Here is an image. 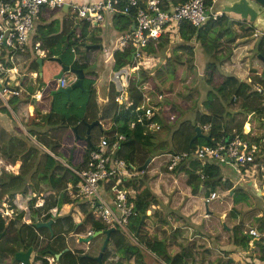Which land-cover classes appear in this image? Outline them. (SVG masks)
<instances>
[{
  "label": "trees",
  "instance_id": "trees-1",
  "mask_svg": "<svg viewBox=\"0 0 264 264\" xmlns=\"http://www.w3.org/2000/svg\"><path fill=\"white\" fill-rule=\"evenodd\" d=\"M173 4L184 3L187 0H171ZM205 4L207 7L213 5V0H205ZM48 11H56V10H48ZM127 17L129 20V24H131L132 17L127 14H118L113 16L114 19L122 20L121 18ZM245 20H242L243 22ZM233 23L239 24L240 22L235 20L234 18H230L226 14H222L218 16L216 19H209L205 24L200 27H194L187 22H183L177 29L176 35L180 38L181 43L174 47L172 51L182 50L190 57H193L194 52L193 48L190 44L191 41H195L199 43V45L203 49V53L205 54V60L203 69H202V79L203 83L206 86L207 93L206 99L207 102L205 108V112H196V119L192 121H188L186 124H178V127L173 129L172 125H169L168 119L170 117L173 118L176 114L181 113L180 107L172 108L171 104L166 101V97L161 101L157 100V98L153 95L152 89H144L143 84L148 81V78L151 76H140L139 80H130L128 88H127V98L123 104H118L114 102V108L112 115L110 116L112 121V127L106 132L107 139L109 143L113 142L115 139V134H123L125 139L119 144L118 149L115 151V156L123 158L127 162L135 165L141 166L148 157H151V161L155 159L162 158L161 154L166 153H178V152H190L192 151L196 145H212L215 144L222 136L224 135H234L235 133L239 134L242 137H245L243 134V124L246 116L248 114H257L262 115L264 117V106H262L261 100L263 96H260L256 90H251V94H248L246 89L250 88V84L245 82H240L238 80H234L235 78L232 76H228L221 70V63L224 59L228 58L229 50L224 52L222 51L219 46L217 45V41L225 36L227 39L228 45H230L233 41V36L228 38L226 34L232 33ZM87 26L90 24L85 23ZM85 26V27H87ZM91 26V25H90ZM220 28L219 33L215 34L213 37L214 32L212 31L214 28ZM132 28V27H130ZM120 30L125 29V27L119 28ZM86 32V30H85ZM86 34V33H85ZM44 35V34H43ZM82 38L85 35H81ZM91 41L93 43H98V40L94 35L91 36ZM162 38V37H161ZM51 44L44 45L47 48L46 57H59L62 63L66 65H71L74 68H79L82 70H86L87 66L80 63L79 60H76V55L73 53L72 49H74L77 53L78 47L81 45L79 42V38H75L72 41H66V45L63 42H60V39H52L50 40ZM169 43L168 38L165 40L161 39L157 42L155 46L153 44L148 45L146 48L147 53H159L161 50L166 48ZM226 42V43H227ZM264 43V36L257 40L256 49L259 55L264 57V53L262 50V44ZM166 49L163 50V53ZM162 52V51H161ZM166 54V53H165ZM175 57V55H173ZM35 60L33 61L34 66H38L37 63V56H35ZM170 56H167L165 60L169 59ZM80 59V58H79ZM44 61V60H43ZM191 62H187V68L191 67ZM45 64L49 66H57L60 67V64L55 61H44ZM132 51L130 48L124 49L122 51H115L114 52V64L113 70L119 71L122 67L126 65H132ZM173 64H180L182 63L178 59H173ZM61 69V67H60ZM59 69V70H60ZM58 70V71H59ZM57 71V72H58ZM157 71L156 73H158ZM172 74L175 72V65L172 69ZM54 75V74H53ZM91 73L88 71L85 72V77L82 81L83 89H76L75 93L71 95L70 99L66 100L67 102L59 112L61 116L60 123L64 126V134L62 135L59 142H47L45 146H47L48 150L53 153V155L58 157H66L67 164L77 168L80 165L84 164L88 158L89 152L94 149L97 145H94L93 140L90 139L86 141V125L82 122L84 119V113L87 109L88 99L92 92V79L87 78ZM53 77V76H52ZM55 87L54 79L51 80L46 89L43 91L42 99L49 100L50 92ZM157 94L161 96L162 93L160 88L156 90ZM227 93L235 94L236 96L233 97L234 100H230L229 103H226L227 109H230V106L236 107L237 105L240 109L244 111V120L237 125V127H230L227 128V134L223 127H225L224 117L225 114L222 111L224 109V102L222 101L224 95ZM149 95L152 96V104L153 105H160V108L157 110H153V118L152 121L157 123L159 127L166 128L169 132V135L166 136V147L159 146L158 148L153 143V136L155 132L150 131L143 122H140L138 116L142 113L141 109L137 107L142 102L144 96ZM251 95H255L251 99ZM59 96H63L61 94H57L54 96V100H49V104H43L44 108L49 109V114L52 115L54 111V106L57 104V100ZM64 97V96H63ZM264 99V97H263ZM159 101V102H158ZM263 101V100H262ZM170 106L171 109L167 108ZM65 108V109H64ZM137 110L135 112L134 110ZM0 110L4 111L10 119H12L8 110L3 106L0 100ZM169 111V112H168ZM227 112V110H226ZM229 113V112H228ZM48 116H46L47 118ZM106 118V115L102 113L98 116V120L100 124L102 120ZM145 121V119L143 120ZM175 121V120H174ZM173 122V121H172ZM171 122V123H172ZM204 124H209V134H210V141H206L203 138H197L191 142L192 137L195 135V126L199 125L202 126ZM77 127V132L73 131V127ZM62 128V127H61ZM97 128V127H94ZM233 129V133L232 132ZM102 129V128H101ZM34 130H31L33 132ZM103 131V130H102ZM91 133V131H90ZM35 136L37 142H42L39 139L38 135L32 134ZM91 137V134H90ZM198 140L202 141L201 144H198ZM261 138H252L253 142L259 143ZM18 149L17 154L21 155L22 164L19 168L18 172V179H22L26 182L27 178H34V182L29 185V189L32 192H38L41 190V183L46 181L48 183L49 191H53L54 195L51 194L50 198L45 197L44 204L42 205V209L44 211H49L56 206H61L64 203H73L70 202L68 196L64 194L62 191L64 184L67 180V176L65 172L62 174H56L54 169L62 168V165L49 153L44 152L39 147L32 145L28 146L24 141H19L17 143ZM23 145V146H22ZM11 154H14V151H10ZM62 154L64 156H62ZM260 156H264L262 150L260 149L256 160ZM15 158H13V161ZM150 164V163H149ZM220 164H214L209 162L204 165L202 168L205 178L204 183L206 187L209 189L205 196L207 197L211 192H216L217 197L213 200H218L220 192L217 190L218 187L221 185L222 178L220 175ZM199 167L197 161H191L189 166H178L174 169V172L179 171L180 169L186 171L188 174L187 184L190 189L188 194L196 195V190L198 188L199 177L196 174V171ZM35 168L34 173L32 169ZM147 170V168H146ZM146 170L143 171L140 177L130 180L127 184L130 186L131 190L133 191V202H134V210L136 215L130 218L129 224L131 231L136 235V240L138 244L128 241L119 230H115L109 236V240L107 243L106 248L103 251L101 262H96L89 257H95L99 254L101 250V246L105 239V234L101 233L94 237V239L100 237V245L98 244L95 249L94 243L91 244L89 242V248L86 252H83L84 257L82 258L85 262L89 264H104L108 261L111 255H117L119 258H125L129 263V259H133L132 264H161V262L165 264H202V261L196 262H188L186 259L189 258L188 253L186 252L187 247L189 244L187 243L189 238L187 233L185 232V228L179 230H175L176 232L173 234V225L177 224V222L184 223L189 219L182 215L179 210L173 208V196H178V203L177 205H186L188 201V194L184 197V191L189 188L188 186L182 187L179 189L177 184L173 186V193L167 192V188H161L160 180H162V174L159 175L155 174L156 176H149L146 174ZM68 171V170H67ZM148 172V171H147ZM1 173H5L6 177H9L10 173L1 169ZM38 175V176H36ZM153 179V184L149 182ZM17 179V178H15ZM157 179H160L159 182ZM174 180V177L172 178ZM178 180V178H177ZM190 180V181H189ZM196 183V184H194ZM183 191V192H182ZM21 192V191H20ZM219 193V194H218ZM183 196V197H182ZM204 196V197H205ZM224 199L228 198V194H224ZM205 197V198H206ZM30 198V197H29ZM232 206L229 211V215L226 219V224H230V220L235 223L233 226V240L234 243L238 245L246 246L249 238L247 236L248 231L251 229L249 225L245 228V233H242L240 230V236L238 239L235 238L237 235L234 231L239 229V224H241L245 217H252L256 218L255 212H260L259 208L256 205L257 200H255V194L244 190L240 186H236L234 188V193L232 195ZM35 198L30 199L31 206L33 205ZM205 200V199H204ZM29 201V200H28ZM165 201L167 203H165ZM254 201L255 205L251 206L250 203ZM159 205L161 210H157L154 212L153 215L147 214L150 206ZM258 209V210H257ZM39 210V209H37ZM37 210H33V214L37 212ZM262 211V210H261ZM240 214V218L236 215ZM23 213L18 214V219L22 217ZM51 215H53L51 213ZM94 214L90 212L80 224L74 223L72 221V227L69 229H73L76 233L79 234V230L82 228L83 231L85 229L84 225L92 224L94 231H103L104 226L98 221L94 219ZM156 216L154 219L153 216ZM263 215V212H262ZM56 217V216H55ZM61 219L65 223L67 220H71L70 215H59ZM143 220L140 224L139 230L137 231V227L140 223L141 218ZM50 218V214L44 218V220ZM153 218V219H152ZM173 218L176 220L173 221ZM34 221V220H32ZM54 222V220H53ZM53 224V223H52ZM24 225H28L25 224ZM67 225V223H66ZM18 228L15 227V222L10 220L7 224L4 223L3 219L0 216V233H3L1 236L4 238L5 236L9 235L15 242L16 245L11 244V238H7L4 242L0 243V255L3 257L10 258L13 254L19 250L28 249L29 246H35L36 237L32 238L27 236L26 238L22 235L18 234ZM68 225L64 227L67 229ZM222 228V227H221ZM225 231L224 229H222ZM52 231V226H51ZM72 233V232H70ZM68 233V235H70ZM17 234L16 240L14 235ZM170 235V236H169ZM228 235V233H227ZM173 242L176 246L175 254H173ZM67 244L64 247H67ZM190 244L194 245L195 240H192ZM141 245V246H140ZM73 244H69L63 254V256L59 257L57 260L58 264H75V254L71 251L73 250ZM63 247V248H64ZM62 248V249H63ZM185 248V252L183 251ZM61 249V250H62ZM60 250V251H61ZM92 250H95L92 252ZM39 254L41 257L52 255L51 252L58 253L59 251L55 250L50 243L42 246L39 250ZM182 251V252H179ZM88 256V257H87ZM80 259V257H77ZM11 259V258H10ZM193 259V257H192ZM161 261V262H160ZM195 261V260H194ZM17 263L14 259H11V263ZM231 261H227L225 264H230ZM39 264H48L45 259H42ZM114 264H121L120 262Z\"/></svg>",
  "mask_w": 264,
  "mask_h": 264
},
{
  "label": "crops",
  "instance_id": "crops-1",
  "mask_svg": "<svg viewBox=\"0 0 264 264\" xmlns=\"http://www.w3.org/2000/svg\"><path fill=\"white\" fill-rule=\"evenodd\" d=\"M93 1L96 0H79L78 2L87 3ZM121 19L122 20H113V17L106 16L104 22L97 25L87 26L77 18H74L70 14V12L64 8L56 11H48L47 9H44L42 11L38 19H36L35 27L31 34L27 51L21 55V65L23 67V71L26 74L21 79L20 85L26 90L28 94L23 93L19 97H11L8 106L2 103L10 113L12 119H10L4 111L0 110V157L4 162L14 164L15 167L18 168L19 172L22 160L21 155L17 154V143L19 141H24L28 146L37 144L36 146H38L44 152L52 155L60 165H64L65 163L67 164L66 158L53 155V153L48 150L47 146H45L47 142H59L62 135L64 134V125L60 123L61 116L59 115V112L63 107L62 104H64V100H67L66 96L62 93H55L52 95L50 92L49 100L51 101L54 100V96H56L57 94H61L64 97L59 96V105L56 104L54 106L52 115L49 114V109L42 106L43 104H49V100L42 99L43 91L44 89H46L48 83L53 80V74H55L60 69V67L58 68L57 66H49L48 64L44 63L45 60L47 62L49 61V57H46V47H48V44H51L50 40L52 39H60V42H63L66 45V41H72L75 38H79V42L81 45L78 47L77 53L74 49H72V52L75 53L76 60H79L80 63L87 66L86 70L83 71L84 73L86 71L91 73V75H89L87 78L92 79L93 83L92 92L88 99L87 109L84 113L83 120L92 122L93 120H97L98 116L104 113L106 115V118L102 120V129L99 130L98 127L93 128L90 133V139L93 140L94 145H97L102 137H107L105 134L112 127L110 116L112 115L114 108L113 99L117 94V91L122 90L126 80V75L120 77V73L123 72V68L125 69L127 65L125 67H122L119 71L113 70L114 52L116 50L122 51L117 49V39L121 36L122 33L131 29L130 27H132L133 24L132 21L131 24H129V20L127 19V17H123ZM243 24L244 23H241V25ZM122 26L125 27V29L120 30L119 28H121ZM251 26L252 28H258L253 25ZM232 28H234L232 32L233 41L230 45L226 43L230 48L228 51L229 56L228 58L223 60L220 67L223 73L228 76L234 77V80L250 84V88L246 89V91L248 94H251V92L255 90L258 84L263 83L261 79V72L263 68L262 56L257 52L256 40L246 42V37H248L246 32H248L249 30L244 28V25L243 29L240 30L237 24L233 23ZM82 34L85 35L83 38L81 36ZM92 35L99 39L98 43H93L91 41ZM169 41H173V48L181 43L180 38L177 35H175V37L173 36V39L169 38ZM35 43L40 44V50L44 51V56H37L33 51L32 46ZM45 44L46 47L44 46ZM190 44L192 47H194L193 57L189 56L185 60H179V56H173V59H178L181 63L185 64L187 62H191L190 60H192L191 65L201 67L203 69L206 60L202 47L195 41H191ZM86 45H99V48H87ZM180 52L183 51H173L172 55H180ZM252 53L255 56L254 59H252L250 56V54ZM35 56L42 58L41 73L38 71V66H34L33 64V61L36 59ZM167 56H169L168 53H166L165 59ZM157 57L159 58V60L161 59V57ZM165 61L163 62L165 63ZM29 73H36V77H34L35 75L31 76ZM136 75L137 74H133L132 76L135 77ZM64 76L67 78L68 84L73 81L72 75L64 74ZM132 76L128 78V81L129 79L133 78ZM54 81L55 87L52 89V91L56 90V88L58 87V82L56 80ZM75 90L71 91V95L75 93ZM33 95H40L41 97L37 101L33 97ZM235 96V94L227 93L226 95H224L222 101L224 103H229V101ZM250 97L252 99L256 96L251 95ZM66 103L67 102H65V104ZM180 112L182 113L181 110ZM189 112H187L186 114L190 115L191 112ZM46 116L48 117L46 118ZM247 116H250V114H248ZM247 116L245 118L246 121ZM244 117V111L243 109H240L238 105L236 107L230 106V109H227V112L225 113L224 123L226 126L223 127V130H225L227 134H230V132H227L226 127H237V125H239V123L244 120ZM246 121H244V123H248V121ZM233 129L234 128H232V132ZM31 130L34 131L31 132ZM33 133L38 135L39 139H41L42 142H37L35 136L32 135ZM97 134L100 135L98 138ZM12 150L14 151V154L16 153V155L11 154L10 151ZM13 158H15L14 161ZM219 168L222 182L217 190L220 192L221 197L222 194H228V198L224 199L223 196L222 201L220 202H217V200L206 201L208 196L206 197L205 194H207V191L209 189L206 187L204 181L200 180V178L199 181H197L198 188L196 190V195L188 194L190 187L186 185L189 187L184 191V197L188 194L187 204L181 206L177 205L179 201L178 196H173V203H171L170 201V204H173V208L179 210L180 213L182 212V215L188 217L189 219L184 223L183 226H180L182 225V223L180 222L174 224L173 234L176 232L175 230L180 232L179 230L185 228V232L187 233L189 238L187 242L189 246L186 249V252L189 256V258H187L186 260L189 263L202 261V264H225L227 261H231L230 264H262V254L264 252V178H261L264 177V172L260 171L255 174H251L249 172L248 175L244 174V176L242 174V176H240V174H237L229 165H221L219 166ZM60 169L62 170V168ZM60 169H54V172L56 174H60ZM18 172L10 173V180L18 178ZM25 178V187L18 190L19 192L11 193V196L13 195L11 200L8 199L7 194H3L0 197V205L3 200L8 199L6 203H4L5 207L2 210V214H0L1 218L3 219L5 224H7L10 220H13L15 222L16 228L21 226L22 223H29L28 221L24 222V220L20 221L23 218L26 219V217L24 216L28 215V217H31L32 220L37 218V216L34 218L32 214L26 213L23 214L20 219H18V217H9L8 211L10 210V208L15 209L12 203L13 200L17 199L18 201L19 199H24V197L29 198L30 195H34L31 193L29 186L27 185V183H30V178H27V176ZM43 183L44 185L49 187L46 181H44ZM236 186H240L244 190L255 194V200H257L256 205L260 209V212H255V219L252 217H245L243 222L239 224V229H236L234 231V233L237 234L235 238L238 239L240 236V230H242V233H245V228L247 225H249L250 228L256 229V231L262 235L259 240H256L255 238H252L249 234H247L249 241L246 246L234 243L232 228L235 223L230 220V224H226V219L232 206L231 197ZM203 191L205 193H203ZM165 203L167 202L165 201ZM23 205H25V203ZM250 205L254 206L255 202L252 201ZM64 206L72 207L73 214L71 213L63 215H70L72 221L77 224H80L78 220L80 221L82 219L81 221H83L84 218L90 214V212L86 211V207L84 204L73 205L67 202L62 204L61 206H56L50 209L53 211L55 210L54 217L60 215V212L63 210ZM156 207L161 210L159 205H156ZM38 212L41 211L37 210L35 215H38ZM7 213L8 215H6ZM74 216H76L77 218L75 219ZM236 216L240 218L241 215L238 214ZM54 217L52 218L54 219ZM174 220L176 219L173 218V221ZM223 224H225V226H223ZM84 227V230L86 232L93 230L92 227L91 229H87V224L84 225ZM222 229H224L225 231H223ZM86 232L85 234L77 233L78 235L75 236H78V238L85 237ZM94 232L95 231L93 230V234ZM2 234L3 233H0V238ZM78 238L75 239V244L66 241L65 243H68L67 247L69 244H73V250L71 252L75 254V264H89L82 259L84 257V253L79 250L81 249V246H78L77 244L81 242L78 241ZM192 240H195L194 245L190 244ZM86 244L87 246L89 245V243ZM175 247L176 246L173 242V254H175L176 252ZM93 249H95V246L93 247ZM183 251L185 252V248ZM63 253L59 257L63 256ZM77 257H80V259ZM5 258L7 257H3L0 255V264H16L15 262L11 263L10 258L13 259L12 256L8 258L10 261L9 263H6ZM133 259H129L128 263L125 258H119L117 255L113 254L104 264H114L117 262H120L121 264H132L134 261ZM57 260H55V264H58Z\"/></svg>",
  "mask_w": 264,
  "mask_h": 264
},
{
  "label": "built area",
  "instance_id": "built-area-1",
  "mask_svg": "<svg viewBox=\"0 0 264 264\" xmlns=\"http://www.w3.org/2000/svg\"><path fill=\"white\" fill-rule=\"evenodd\" d=\"M212 6L207 7L205 0H187L178 4H173L171 0H96L87 3H79L73 0H0V100L8 106L11 97H19L23 93L28 94L20 85L21 79L26 74L21 65V55L27 51L36 19L44 9L60 10L67 7V11L74 18L90 25L104 22L106 16L113 17L118 14H127L132 17V28L122 33L117 39V49L130 48L133 60V64L127 65L120 73V77L126 75L125 84L122 90L117 91L113 99L115 103L123 104L127 98V88L130 80H139L141 70L148 69L155 61L159 60L158 53L146 52L148 45L153 44L155 46L159 40H165V38H168V40L169 38L173 39L178 27L183 22H187L194 27H200L209 19H216L222 15L221 10L217 11ZM244 25L245 28L252 27L246 21H244ZM248 30L251 37L256 41L264 36V32L259 28ZM32 48L37 56H44V51L40 50L39 43H35ZM262 50L264 53V43L262 44ZM29 74L36 77V73ZM133 74L137 75L133 77ZM130 76L133 78L128 81ZM261 79L263 83L258 84L255 90L264 97V61ZM56 81L60 87L68 85L67 78L64 75ZM33 97L38 101L41 96L33 95ZM152 101L151 96H144L137 107L142 110L138 119L149 130L153 129L155 131L159 128V125L153 122L152 118L153 110H157L158 107L153 105ZM134 111L137 112L136 109ZM144 119L145 121H143ZM244 124L246 126L248 123ZM199 127L204 134H208L209 124ZM250 133L251 128L249 126L247 130H243L245 137L237 133L224 135L215 144L196 145L190 152L167 153L163 164L167 170L173 171L181 165L188 167L190 162L195 160L199 164L196 174L201 180L205 178L202 168L209 162L229 165L237 174L248 175L249 172L255 174L260 168V159L256 160V157L261 149V144L264 143V138L261 137L259 143L253 142L247 137ZM124 139V135L118 133L115 134V139L111 143H109L107 137H102L98 145L89 152L84 164L75 168L65 163L66 170L69 172H67V180L62 191L68 196L70 202H73L71 204H84L86 211L94 214V219L98 220L104 226V229L115 228L128 241L136 243V235L131 231L129 224L130 218L136 215L133 191L127 183L139 177L143 171H137V166L134 167L124 159L115 156L118 142ZM260 157L262 159V156ZM263 167L261 166V169H264ZM0 168L9 173L18 172V168L14 164L4 162L1 157ZM261 172H264V170H261ZM32 197H24V199L18 201L17 199L13 200L12 203L15 209L10 208L8 211L9 217H17L20 212H23V214L28 212L29 208L26 204L29 203ZM216 197V192H211L206 201L213 200ZM6 201H3L0 205V214H2ZM24 203L25 205H23ZM36 209H38V206H35L34 210ZM54 211L49 210L46 212L43 210L38 212V218L34 219L33 223L47 221L43 219L51 213L53 214L51 215L52 218ZM248 234L256 240L262 237L254 228H251ZM90 235H93V230L87 231L85 237ZM46 260L49 264H52V258H46ZM17 264H22V262ZM161 264L165 263L161 262ZM262 264H264V252L262 254Z\"/></svg>",
  "mask_w": 264,
  "mask_h": 264
},
{
  "label": "rangeland",
  "instance_id": "rangeland-1",
  "mask_svg": "<svg viewBox=\"0 0 264 264\" xmlns=\"http://www.w3.org/2000/svg\"><path fill=\"white\" fill-rule=\"evenodd\" d=\"M78 1H76V2H78ZM79 3H86V2H79ZM219 3H220L219 0H214L213 6H212L213 9L220 11L221 8L219 6ZM227 16H229L230 18H236L239 20V18H237L234 15H227ZM239 22L240 23L237 24V26L239 27L240 30H242L244 24L241 25V23H244V21L243 22L239 21ZM244 28H245V25H244ZM246 29H252V27H247ZM219 30H220V28H218V27H216L212 30L214 32L213 37L215 34L219 33ZM246 34L248 35V37H246V42H250L252 40H255V39H252V37L250 35L251 33L249 31L246 32ZM219 35H220V33H219ZM232 35H233V33H228V34H226V37L230 38V37H232ZM226 42H227V39L225 37L223 39H221V37H220V39L217 41V45L224 52H226L230 49L229 46L226 44ZM167 44H168V45H166L167 47L164 48V49H166V51L163 53V50H164L163 49V50H161L162 52L160 51L158 53L159 57H161L160 63H158L159 60L155 61L153 63V65L150 66L148 69L141 70V76H147V75L151 76V78L149 77L148 81L144 83V86H145L144 89H147V90L152 89L153 93L151 95L155 96L157 98V100L161 101L162 99H164V96H165L167 98L166 101L167 102L169 101L168 103L171 104L172 108H173V106L175 108L180 107L182 113H178V114H176V116H174V114H173V118L170 117L168 119V121L170 122L169 125H172L173 129H175L176 127H178L179 123L180 124H183V123L186 124L188 121L195 120L197 118L196 112L197 113L198 112H205V109H206L205 106L207 104V102L205 101L207 89H206V86L204 85L203 79L201 77L202 76V68L197 67V66H193V65H191L190 68H187L185 63H182V65L173 64V55H172V53H173V51H172L173 41H171V42L169 41V43L167 42ZM165 53H168V55L170 56V58L167 59V61H165V56H166ZM179 54L180 55H175L176 57L179 56L178 57L179 60H185L187 57H189V55H187L184 52H180ZM250 56L252 59H254V57H255L253 55V53L250 54ZM163 61H165V63ZM174 65H175V72H174V74H172L173 73L172 69H173ZM123 70H124V68H123ZM157 71H159V72L156 73ZM158 87L161 90L160 93H162L160 97L156 93L157 92L156 90H158ZM260 96H262V95H260ZM261 98L263 101L261 100L260 104H262V106H264V99H263V97H261ZM232 99L234 100V98H232ZM57 105H59L58 100H57ZM64 105H65V100H64V104H62V106H64ZM223 106H224V109L222 111L224 112L223 114H225L226 110H227L226 103H224ZM157 107L160 108V105H157ZM167 108L171 109L170 106H167ZM187 112H189L190 115H187L186 114ZM239 120H237V121H239ZM247 121L249 123V124H247L248 127L250 126V128H251V133L249 134L248 138L251 140H252V138H261V137L264 138V117L262 115L250 114V116H247ZM243 130L244 131L247 130V129H245V124L243 125ZM150 131L155 132V134L152 138L155 146L157 148L159 146H163V147L165 146L166 147L165 139H166V136L169 135V132L167 131V129L159 127L155 131L153 129H151ZM97 135H98L97 136V138H98L100 135L99 134H97ZM122 141H124V140H120L118 143L120 144ZM200 142H202V141L198 140L197 143L201 144ZM33 145L36 146L37 144H33ZM118 147H119V145H118ZM261 150H262V153L264 154V143L261 144ZM62 156H64V155L62 154ZM161 156H162V158L160 157L159 159H155V160L151 161L150 164L147 165V167H146L147 170L145 169L146 174L149 176H154V177L156 176L155 174H158V173H160L159 175L162 174V180H160V179H157V180H158V182L160 180L159 184H161V188H167V192L173 193V186H175L176 184H177L179 189H182V187H184L187 184V178H188L187 175L188 174L186 173V171H184L182 169H180L177 172H174L172 170L171 171L167 170V168L163 164V162L165 160V154H161ZM64 158H66V157H64ZM118 158H120V157H118ZM258 159H260L259 160V164H260L259 167L260 168H258V172H260L261 170H264V169H261V166H264V156L262 157V159H261V157H259ZM127 163H129V162H127ZM129 164H131V163H129ZM134 167H136V166L134 165ZM66 169L67 168L65 167V165H62V170L61 169L59 170L60 174L65 172ZM0 171H1V168H0ZM34 171H35V168L32 169L33 173H34ZM67 172H69V171L66 170V173H65L66 176H68ZM1 174H2V176L0 177V197L3 194H7L8 199L11 200V198L13 196V195L11 196V193L19 192L18 190L24 188L25 187V181L20 179V178L10 180V177H6L5 173H1ZM36 176H38V175H36ZM140 176L141 175H139V177ZM240 176H242V174H240ZM154 177L149 182L150 184H153V179H156ZM173 177H174V180L172 179ZM177 178H178V180H177ZM263 178L264 177H262L261 179H263ZM34 181H35L34 178L31 177L30 183L32 184ZM30 183L29 184L27 183V185L29 186ZM40 187H41V190H39L38 192H32V194H34V197H32L33 195H30V198L31 197L35 198L33 205L31 206L30 201H29V203L26 204L27 207L29 208L28 209L29 211L25 212V213L26 214H32L34 216V218L37 216V214L36 215L33 214V210H34L35 206H38V209H39L38 211H43V209L41 207L44 204V198L46 196H47V198H50L51 194H53V195L55 194V193H53V191H49V188L46 185H44L43 182L41 183ZM203 193H205V192L203 191ZM222 198H223V194H222V197L220 194L217 202L222 201ZM6 200L7 199H5L3 201H6ZM156 208H157L156 205L150 206L149 210L147 211V214L153 215L155 211L159 210V208H157V209ZM71 213L73 214L72 207L64 206L63 210L60 212V215L62 217L63 214H71ZM24 217H26V219H21L20 221H22V220H24V222L28 221L30 224L28 223V225H24V223L21 222L22 224L18 230V234L22 235L25 238L27 236H30L32 238L36 237V240L34 241L35 246L33 247V251H32L31 256H30V261H29L30 264H34L37 262L40 263V261L42 259L46 260V258H48V259L52 258L53 259L52 264H55L56 261H55L54 256L49 255V256L41 257L38 250L42 246H45L46 244L50 243L51 246L55 250L61 252L62 250L67 248V247H64L66 245L65 241L75 244V239L78 238V236H75L78 234L73 229L69 230L73 226L72 225V219L66 221V223L68 225L67 229H64V227L67 225L63 220H59V219H61L59 216H56V217L53 216L54 219L53 218L46 219V220H49V219L54 220V222L52 224V231H50L46 227L35 228V225L32 221V218L28 217V215L24 216ZM153 217H154V219L156 218L155 215ZM37 218H38V216H37ZM74 218L76 219L77 217L74 216ZM81 220L80 221L78 220V222L81 223ZM91 225L92 224H87V229H91V227H92ZM70 232H72V233L70 235H68V233H70ZM85 232L86 231L85 230L83 231L82 228L79 230V234H85ZM74 233H76V234H74ZM16 236H17V234L14 235L15 239H16ZM9 237L10 236L7 235L4 238H2V240L0 238V243L4 242ZM11 240H12L11 244L16 245V242L12 238H11ZM16 240H18V239H16ZM91 241H90L91 244L94 243L95 248L97 247L98 244L100 245V242H101L100 237H98L96 239L93 238V240H91ZM133 243H135V242H133ZM136 243L138 244L137 240H136ZM77 245L81 246V249H79V250H81L82 252L87 251L89 248V245L87 246V244L84 242L78 243ZM94 251L95 250H92V252H94ZM5 261H6V263H9L11 261V259L9 261L8 258H5ZM47 263H48V261H47Z\"/></svg>",
  "mask_w": 264,
  "mask_h": 264
},
{
  "label": "water",
  "instance_id": "water-1",
  "mask_svg": "<svg viewBox=\"0 0 264 264\" xmlns=\"http://www.w3.org/2000/svg\"><path fill=\"white\" fill-rule=\"evenodd\" d=\"M219 2H220L219 6L221 8L220 10L222 14L234 15L237 18H239V20L234 18L235 20L237 21L245 20L249 22L251 25L260 28L264 32V0H219ZM64 9L67 10V7H65ZM86 47L87 48L92 47L94 49H97L99 48V45H86ZM48 59L49 61H55L59 63L61 67V69L53 75L54 80L59 79L64 74H70L73 76V81L70 84H68L66 87L58 86L56 90L51 91L52 95L55 93H62L66 96L67 100H69L70 93L72 90H75V89L82 90L83 89L82 81L85 77V73L82 69L74 68L71 65H66L62 63L61 59L58 57H49ZM262 60L264 61L263 57H262ZM37 63H38V71L41 73L42 72V58L38 57ZM82 122L86 125V134H87L85 137L86 141L90 140V131L94 127H98L99 130H101V124L98 119L93 120L92 122H87L86 120H82ZM72 129L74 132H77L76 126H74ZM197 138H203L208 142L210 141V134L209 133L204 134L201 131L199 125H197L195 126V135L192 137L191 142ZM151 159H152L151 157H148L141 166H138L136 168V170L144 171L147 165L151 162ZM142 220H143V217L140 220V223L137 227V231L139 230ZM52 223H53V219H49L47 221L35 222L34 225H35V228L46 227L47 229L51 231ZM223 226H225V224H223ZM114 231H115V228H108L103 231H95L93 235H90L87 237H79L78 241L89 243L92 240V238H94L96 235L101 234V233L105 234V239L103 241L99 254L95 257H89L92 260L99 263L101 262L103 251L107 246L109 236ZM67 250L68 249H64L63 251L59 253L51 252L50 254H52L55 260H57L59 256ZM32 251H33V245L29 246L28 249L26 250L19 249L13 254V259L17 262H22V264H29V257Z\"/></svg>",
  "mask_w": 264,
  "mask_h": 264
},
{
  "label": "bare ground",
  "instance_id": "bare-ground-1",
  "mask_svg": "<svg viewBox=\"0 0 264 264\" xmlns=\"http://www.w3.org/2000/svg\"><path fill=\"white\" fill-rule=\"evenodd\" d=\"M247 126V129H248V125H246ZM246 126H245V128H246Z\"/></svg>",
  "mask_w": 264,
  "mask_h": 264
}]
</instances>
